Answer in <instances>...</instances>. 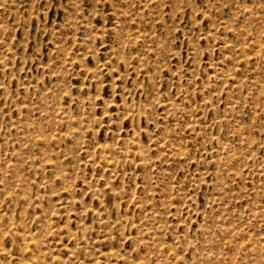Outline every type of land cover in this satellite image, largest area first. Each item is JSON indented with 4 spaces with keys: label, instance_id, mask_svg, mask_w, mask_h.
Wrapping results in <instances>:
<instances>
[{
    "label": "rangeland",
    "instance_id": "obj_1",
    "mask_svg": "<svg viewBox=\"0 0 264 264\" xmlns=\"http://www.w3.org/2000/svg\"><path fill=\"white\" fill-rule=\"evenodd\" d=\"M0 264H264V0H0Z\"/></svg>",
    "mask_w": 264,
    "mask_h": 264
}]
</instances>
